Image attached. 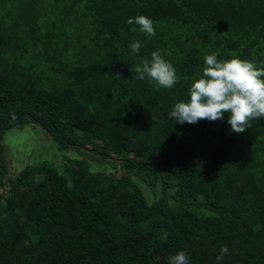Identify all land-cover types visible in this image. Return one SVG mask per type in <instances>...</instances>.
I'll list each match as a JSON object with an SVG mask.
<instances>
[{
	"label": "trees",
	"instance_id": "obj_1",
	"mask_svg": "<svg viewBox=\"0 0 264 264\" xmlns=\"http://www.w3.org/2000/svg\"><path fill=\"white\" fill-rule=\"evenodd\" d=\"M157 49L172 88L137 79ZM212 53L261 66L264 0H0V141L30 124L71 155L13 170L0 143V264H264V119L169 118Z\"/></svg>",
	"mask_w": 264,
	"mask_h": 264
},
{
	"label": "clouds",
	"instance_id": "obj_2",
	"mask_svg": "<svg viewBox=\"0 0 264 264\" xmlns=\"http://www.w3.org/2000/svg\"><path fill=\"white\" fill-rule=\"evenodd\" d=\"M126 23L138 25L148 38L156 35L154 21L146 15L129 17ZM141 47V41L132 42L131 54L139 53ZM259 64L239 57L218 59L216 53L206 55L202 75L190 86V99L175 103L169 118L180 124H194L223 120L228 113L230 130L244 133L252 127V121L264 119V61ZM135 72L137 79L147 78L159 88H172L178 83L176 69L160 49L153 51L150 59L143 58ZM228 251L222 247L216 260L221 261ZM168 260L169 264H189V254L181 250Z\"/></svg>",
	"mask_w": 264,
	"mask_h": 264
},
{
	"label": "rangeland",
	"instance_id": "obj_3",
	"mask_svg": "<svg viewBox=\"0 0 264 264\" xmlns=\"http://www.w3.org/2000/svg\"><path fill=\"white\" fill-rule=\"evenodd\" d=\"M0 143L3 146L2 158L6 159L10 169L13 170H20L24 165H33L41 161H48L59 167L63 157L71 156L68 151H61L57 143L45 132L30 124L10 127ZM144 191L148 196L150 195L147 189Z\"/></svg>",
	"mask_w": 264,
	"mask_h": 264
}]
</instances>
